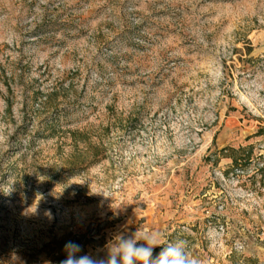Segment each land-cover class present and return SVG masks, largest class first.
<instances>
[{"label": "rangeland", "instance_id": "obj_1", "mask_svg": "<svg viewBox=\"0 0 264 264\" xmlns=\"http://www.w3.org/2000/svg\"><path fill=\"white\" fill-rule=\"evenodd\" d=\"M137 230L264 264V0H0V264Z\"/></svg>", "mask_w": 264, "mask_h": 264}, {"label": "clouds", "instance_id": "obj_2", "mask_svg": "<svg viewBox=\"0 0 264 264\" xmlns=\"http://www.w3.org/2000/svg\"><path fill=\"white\" fill-rule=\"evenodd\" d=\"M47 215L51 218L50 213ZM157 247L161 251L153 256ZM65 251L67 257L60 264H200L188 253L186 241L165 243V235L159 230L118 233L104 246L103 257L90 252L80 255L82 246L71 241L65 244Z\"/></svg>", "mask_w": 264, "mask_h": 264}]
</instances>
